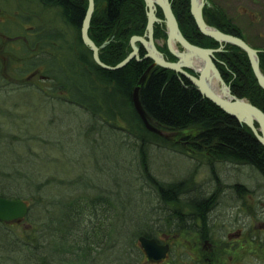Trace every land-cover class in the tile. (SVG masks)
I'll return each mask as SVG.
<instances>
[{
    "label": "trees",
    "instance_id": "trees-1",
    "mask_svg": "<svg viewBox=\"0 0 264 264\" xmlns=\"http://www.w3.org/2000/svg\"><path fill=\"white\" fill-rule=\"evenodd\" d=\"M38 1L42 2L43 7H55V13L52 14L53 19L45 20L32 30V45L28 44L26 39L23 41L27 47H33L34 52L30 51L29 47L28 49L29 53L32 52L35 56L32 57L31 67L27 70L19 67L18 71L21 69V73H27L46 65L45 71L56 81L54 90H67L72 103L86 109L97 124L83 128V122H79L85 116L80 115L76 120L79 125L76 135L79 139L85 138L89 141L90 147L87 146L86 149L88 148L91 155L87 154L74 163L62 162L60 159L57 162L54 156L47 153V148L41 144L42 140L39 143L45 150L42 149L39 155L33 152L34 149L30 145L27 146L26 152L16 154L19 151L15 148L20 147L21 139L15 140L13 135L0 136V141L7 142L10 138L12 142L6 148H0V180L23 181L7 187L20 186L26 190L18 193L10 191L9 188L7 192L0 188V193L8 196V199L31 200L26 218L35 228L30 231L39 230L41 235L44 233V237L46 234L49 237L46 241L31 237L39 241L42 250L35 258L30 256L31 252L25 256L22 254L24 263L110 264L107 261L101 262L100 255L113 249L105 245V241L109 243L111 240L115 245L118 244L117 250L120 249L116 253L114 264H122L124 261L129 263L132 255L128 246L132 247L140 236L156 238L157 233L164 232L154 228L146 209L142 212L146 215L140 222L143 229L136 230L134 223L129 219L132 217L130 214L136 211L140 199L129 196L133 187L130 175L125 174V178L120 179L123 182L121 188H117L116 183L112 182L119 181L118 178L114 181L109 178L111 169L107 172L101 169L100 153L106 152L109 166L114 161L113 167L117 166L116 171L121 172L119 168L124 162L120 161L117 155L114 158L112 154L121 143V132L114 129L119 122L125 124L120 130H125L127 137L136 136V169L142 171L144 181L152 183L161 201L173 205L170 215L176 220V227L171 231L176 234L183 231V194L187 183L184 181L194 180L192 176L170 184L158 180L151 171V145L155 144L159 149L171 148L182 153L203 156L211 166L217 181L218 162L250 166L264 176V146L251 128L209 99L203 98L188 79L176 72L154 66L145 74L153 60L143 58L146 50L140 43L138 45L141 60L133 59L118 70H107L98 65L92 50L85 45L81 37L88 0ZM171 3L180 30L189 42L204 48L220 46L215 39L199 31L191 14L190 0H171ZM147 11L145 0H95L89 36L99 47L106 43L105 47L100 49V58L105 64L115 66L131 53V38L135 35L142 36L146 32ZM203 14L209 26L240 37L258 49L260 68L264 74V45L260 46V35H252L251 32V35L247 34L234 21L232 23L234 19L211 0H207ZM36 16L39 17L32 13V17L26 19L27 22L29 20L34 23ZM157 16L162 22L154 25L156 46L171 60H175L167 46L164 14L159 7ZM42 17L44 18V15ZM160 40L164 42L160 44ZM36 51L43 53V60L37 56ZM215 62L232 94L249 101L264 112V89L257 81L247 53L236 45L226 44L222 51L216 53ZM138 86L140 102L148 121L164 135L150 131L137 113L133 103V91ZM5 110L8 116L16 120L25 116L14 112L12 108ZM100 117L109 125L100 124ZM59 121L62 122V119ZM256 126L259 127L257 122ZM107 136L108 142L104 141ZM51 143L52 139H47L48 146ZM23 144L25 148L27 144ZM104 146L108 148L105 149ZM13 154L16 155L15 159L12 158ZM122 158L124 157L121 156ZM95 160L99 163L96 164ZM59 162L66 167L61 168L64 169L63 174H68L66 177L54 168L53 173L43 171L44 167ZM97 182L101 185L100 189ZM99 193L104 196L100 195L101 199L108 202L106 208L110 210L112 207L116 215L121 213L128 216L126 225L105 226L93 220L104 202H100ZM19 195V198L15 197ZM119 204L123 206L119 207ZM201 210L204 208L201 207ZM40 211H43L42 215L38 213ZM2 231L4 230L0 231L1 239H4V236L6 239V233ZM139 255L142 260V254ZM0 264H3L2 261Z\"/></svg>",
    "mask_w": 264,
    "mask_h": 264
},
{
    "label": "rangeland",
    "instance_id": "rangeland-1",
    "mask_svg": "<svg viewBox=\"0 0 264 264\" xmlns=\"http://www.w3.org/2000/svg\"><path fill=\"white\" fill-rule=\"evenodd\" d=\"M211 2L232 17L234 19L232 23L234 21L247 34L251 32L252 35L254 33L255 35H260L261 38L258 39L260 46L264 45V0H211ZM42 5V2L38 0H0V133H2L0 136L7 135V137H10V135H13L15 140L21 139L19 142L20 147L15 148L16 151H19L16 154L26 152L27 146L30 145L34 149L33 152L39 155L42 149L45 150L43 147L45 146L47 153L52 155V157L54 156L57 162L60 159L62 162L74 163L87 154L91 155L87 150L88 148L86 149L89 146V141L85 138L79 139L76 135L77 126H79L76 124V120L79 119L80 115L85 116L79 122V124L83 122L82 125L85 128L97 124L94 120L95 118L88 115L89 112L83 107L72 103L67 90H54L56 81L45 71L46 65H41L27 73H21V69L18 71L19 67H23L22 70H27L31 67L32 57L35 56L32 53L34 52L32 51L33 47L28 45L30 51H32L29 53L27 44L23 41L26 39L29 41L28 44L31 43L32 45V30L38 24H43L45 20L52 18V14L55 13V7H43ZM32 13L39 15V17L37 18L36 16L34 23L29 22V20L27 22L26 19L28 17L31 18ZM43 15L44 18L42 17ZM158 42L163 43L164 41L160 40ZM35 53L42 59L43 53L39 54L38 51ZM23 86L28 87L24 88ZM8 108H12L14 112H18L19 115L22 113L25 116H20V121L13 119L4 112ZM59 119H62V122ZM99 121L100 124L109 125H107V122L105 123L102 117H100ZM124 126V123L119 122L114 128L117 132H121V137H119V143H121L117 150L112 151L114 158L117 155L119 160L124 162L122 167L119 168L121 172L116 171L117 166L113 167L115 166L114 161L109 166L106 152L100 153V157H102L101 169L105 172L111 169L109 178H111V181L118 178L119 181L112 182V184L116 183L117 188H121L123 183L120 179H124L125 174L130 175L129 177L132 180L130 182L133 187L129 196H136L140 200L136 211L130 214L132 217L129 220L134 223L136 230H142L143 227L140 222L146 215L142 213L146 209L154 228L164 230V234L157 233V236L162 241H170L172 248L166 260L162 262L149 261L137 239L132 247H127L131 252L132 258H129V263L124 261L122 264H192L195 256L189 250L183 248L182 231L178 234L171 231L176 227V220L170 215L173 205L161 201L152 183L149 184L144 181L142 171L140 172L139 169H136L138 160L135 143L136 136L127 137L125 130H120ZM47 139H52L54 145L52 146L51 143L48 146ZM41 140L43 146L39 143ZM108 140L107 136L104 141L108 142ZM9 143H12L10 138L7 142L0 141V148L1 146L6 148ZM23 143L27 144L25 148L22 146L24 145ZM104 148L107 149L108 147L104 146ZM149 150L151 171L164 184L180 182V180L191 176L198 184L204 181H217L214 178L211 166L201 155L182 153L171 148L159 149L155 144L151 145ZM98 152H100V149ZM121 156L124 158L121 159ZM12 158L15 159L16 155L13 154ZM60 163L44 167L43 171L49 173L51 171L53 173L54 168L61 171L59 173L66 177L68 174H63L66 167L60 165ZM95 163L98 164V160H95ZM61 168L64 169L62 170ZM216 170L219 181L242 183L250 189L252 194V197L245 195L242 198L232 199L228 207L222 204L218 208L219 212H224L233 227L238 229L248 224L254 237L251 252L247 253L234 244V248H237L230 254L233 259L229 264H264V176L250 166L231 163L218 162ZM21 182L23 181L0 180V183H2L0 188H3L6 192L7 188L13 192H26L20 186L7 187V185L11 186V184H20ZM97 184L100 189L101 185L98 182ZM1 185L5 186L1 187ZM102 190H104V186H102ZM230 194L235 196L233 192H230ZM100 195L104 197L103 194L99 193L100 202H104L102 207H99L98 215L93 220L105 226L126 225L128 216L121 213L116 215L112 207H110V210L108 207L106 208L108 202L102 200ZM1 196L9 198L5 195ZM94 196L92 195V197ZM15 197L19 198L20 195ZM228 198H231V196H228ZM26 202L31 204V200ZM118 206L121 207L123 204ZM184 208L182 207V210ZM42 212L38 213L42 215ZM222 221H226L224 216H222ZM0 225V231L4 230L2 232L6 233V239L5 236L4 239H1L0 235V261L3 264H27L23 262L24 257L22 254L25 256V254L31 252L30 256L33 258L38 257V254L41 253L42 245L36 239L46 241L49 238L47 234L45 237L44 233L41 235L39 230L30 231V229L35 227L30 225V220L27 218L21 222H0ZM39 235L41 236L39 237ZM105 242L107 243L105 244L106 247H112L113 249L106 250L105 254H101L100 261L114 264L116 262V253L120 250H117L119 246L118 244L115 245L113 240L109 243ZM139 254H142V260H140L141 256ZM3 255L5 257L7 255L8 258L3 257ZM188 255L191 257H188Z\"/></svg>",
    "mask_w": 264,
    "mask_h": 264
},
{
    "label": "water",
    "instance_id": "water-1",
    "mask_svg": "<svg viewBox=\"0 0 264 264\" xmlns=\"http://www.w3.org/2000/svg\"><path fill=\"white\" fill-rule=\"evenodd\" d=\"M147 7L148 23L144 35H135L131 38V53L115 66L105 64L100 58V49L105 47L104 43L99 47L89 36L92 16L95 11V0H88V8L83 20L81 37L93 53L95 62L107 70H118L125 67L131 60H141L140 43L146 50L143 58L153 60L152 65L146 71L147 74L154 66H160L176 72L187 78L201 93L203 98L209 99L226 113L236 117L241 123L248 125L258 141L264 146V112L245 99H240L232 94L231 88L226 84L215 62L216 53L223 50L226 44H233L243 49L250 60L259 85L264 89V74L261 71L258 49L250 46L242 38L224 33L217 28L207 24L204 18L203 9L206 0H190L191 14L193 15L199 31L220 43L218 48H204L192 44L182 34L177 18L172 9L171 0H145ZM158 7L164 14V22L167 30V46L170 53L177 58L176 61H169L157 48L154 38V25L162 22L157 17ZM181 49V50H180ZM186 69H192L198 76L192 75ZM146 75H144L145 77ZM143 77V78H144ZM213 82L219 85L221 93L216 91ZM139 86L133 91L134 107L144 121L146 127L155 133H164L151 125L142 108L139 98ZM256 122L259 127L256 126ZM30 211L29 204L22 199H8L0 196V222H21ZM138 242L149 261H161L167 258L170 250L168 244H159L154 238L140 236Z\"/></svg>",
    "mask_w": 264,
    "mask_h": 264
},
{
    "label": "flooded vegetation",
    "instance_id": "flooded-vegetation-1",
    "mask_svg": "<svg viewBox=\"0 0 264 264\" xmlns=\"http://www.w3.org/2000/svg\"><path fill=\"white\" fill-rule=\"evenodd\" d=\"M159 43L161 44V42ZM164 56L169 61L177 60L175 57V60H171L168 55L164 54ZM186 70L192 75L198 76L194 70ZM184 182L187 183L183 194L185 203L183 208H185L183 209L184 222L181 233L183 234L182 246L195 256L192 264H229L233 259L230 254L237 247L247 253L251 252L254 237L250 226L246 224L237 229L227 220L224 212L218 210L222 204L228 207L232 199L237 197L242 198L245 195L252 197L250 189L238 182L204 181L199 184L195 181ZM230 192L235 193V196ZM201 207L204 210H201ZM222 216L226 221H222ZM154 239L159 244H168L171 250L172 243L170 241H162L158 236ZM234 244L237 245L236 248H234ZM188 257L191 256L188 255Z\"/></svg>",
    "mask_w": 264,
    "mask_h": 264
},
{
    "label": "bare ground",
    "instance_id": "bare-ground-1",
    "mask_svg": "<svg viewBox=\"0 0 264 264\" xmlns=\"http://www.w3.org/2000/svg\"><path fill=\"white\" fill-rule=\"evenodd\" d=\"M211 27H212V26H211ZM213 86H214V88L216 89V91H218L219 93H221V89H220V87H219L218 84H216L215 82H213Z\"/></svg>",
    "mask_w": 264,
    "mask_h": 264
}]
</instances>
